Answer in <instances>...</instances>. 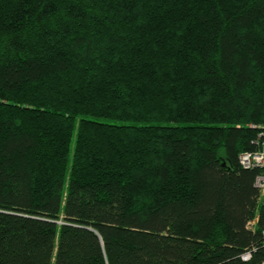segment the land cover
Here are the masks:
<instances>
[{
    "label": "trees",
    "instance_id": "obj_1",
    "mask_svg": "<svg viewBox=\"0 0 264 264\" xmlns=\"http://www.w3.org/2000/svg\"><path fill=\"white\" fill-rule=\"evenodd\" d=\"M262 134L264 0H0V264H264Z\"/></svg>",
    "mask_w": 264,
    "mask_h": 264
},
{
    "label": "built area",
    "instance_id": "obj_2",
    "mask_svg": "<svg viewBox=\"0 0 264 264\" xmlns=\"http://www.w3.org/2000/svg\"><path fill=\"white\" fill-rule=\"evenodd\" d=\"M262 137H264V134H262ZM261 144V150L253 153L245 152L240 155V162L242 165H244L246 168H256L262 167L264 165V139ZM255 184L259 188L261 195H264V175H258L256 177ZM249 258L250 254H246L243 257L244 260Z\"/></svg>",
    "mask_w": 264,
    "mask_h": 264
}]
</instances>
